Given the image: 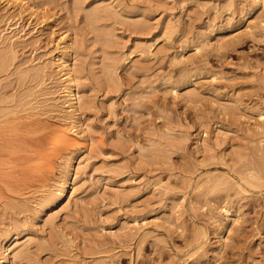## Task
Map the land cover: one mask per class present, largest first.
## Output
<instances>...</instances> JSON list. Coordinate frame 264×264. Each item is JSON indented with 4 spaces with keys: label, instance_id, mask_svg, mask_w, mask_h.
Here are the masks:
<instances>
[{
    "label": "rangeland",
    "instance_id": "rangeland-1",
    "mask_svg": "<svg viewBox=\"0 0 264 264\" xmlns=\"http://www.w3.org/2000/svg\"><path fill=\"white\" fill-rule=\"evenodd\" d=\"M11 1L0 237L18 235L23 254L3 264H264L262 5ZM67 39L84 95L73 120L58 98ZM71 151L74 183L46 199Z\"/></svg>",
    "mask_w": 264,
    "mask_h": 264
},
{
    "label": "bare ground",
    "instance_id": "bare-ground-1",
    "mask_svg": "<svg viewBox=\"0 0 264 264\" xmlns=\"http://www.w3.org/2000/svg\"><path fill=\"white\" fill-rule=\"evenodd\" d=\"M2 1H4V0H0V3ZM7 1H11V0H7ZM19 4L21 5V8H22L23 11L29 12L31 15H33L35 13V7L32 5V2L30 3V2L24 1V2H20ZM256 4L257 5L261 4L262 7L264 8V0H257ZM9 38L12 41V36L9 37ZM70 44H71L70 43V39H67V40L64 41V45L62 46V50L60 51V57L57 58L59 60V62L56 61L57 62L56 63V67L59 70L58 72H61V74H60V83L62 85V89H61V91L59 93L60 95L58 94V98L60 96V98H62V101H61L62 104H65L67 108H70V109L67 110V114H68V118H72V120H73V117L75 115H77V113H78V109H79L78 106L80 105V103H82L84 95L82 96V91L80 90L78 84L76 83L75 69L73 68L71 62H69V60H70L69 57L73 56L72 55L73 54V49L71 48ZM38 66H40V68H38ZM0 67L1 68L4 67V63L3 62H0ZM36 68H38V71H39V69L42 72L48 71L46 64L37 65ZM36 74H37V72H36ZM45 74H47V73H45ZM172 89L176 90V87L172 86ZM55 106H56V103H55ZM58 106H60V105L58 104ZM262 115H264V114H262ZM77 116L80 117L79 114ZM77 116H75V118ZM79 117H77V119ZM77 119H75V122H76ZM61 120H63V119H61ZM75 133H76V131H75ZM77 133H80V132L78 131ZM79 135H82V134H79ZM60 136L64 137V140L62 139L63 141H65V139H67V137H65V133L61 132ZM75 153H76L75 151H71L69 156L66 158V160L64 162V168L62 170V174L57 179L56 183L53 185V188L50 190V193L48 194V196L45 197L46 199H51L52 197H56L58 199H62L64 196L67 195L68 188L70 187L71 184L74 183V181H72L73 179H72L70 173H71L72 168L74 166ZM211 188H212V186H211ZM40 200H41V198H40ZM43 203H45V202H42L41 204H43ZM225 211H226V214L229 215L228 214V213H230L229 210L225 209ZM13 236L14 235L8 236V234H6L3 237H0V250H1L0 251V258L2 259V260L0 259V264H3V262H5V263L7 262L8 255H9L8 252H9V249H11V248H12L11 251H12V254H13L14 258H16V257H18V256L23 254V248L22 249L18 248L19 246L17 245L18 235H15V237H13ZM13 242H14V244L12 245V247H10V244H12Z\"/></svg>",
    "mask_w": 264,
    "mask_h": 264
}]
</instances>
